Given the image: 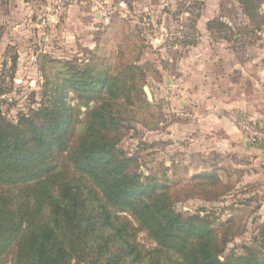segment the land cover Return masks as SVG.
Wrapping results in <instances>:
<instances>
[{
  "label": "rangeland",
  "instance_id": "1",
  "mask_svg": "<svg viewBox=\"0 0 264 264\" xmlns=\"http://www.w3.org/2000/svg\"><path fill=\"white\" fill-rule=\"evenodd\" d=\"M50 1L27 0L19 10L15 0H0L1 112L14 117L37 107L43 93L49 94L50 88L66 77L64 62L90 63L97 70H103L106 63L108 68L114 66L120 61L127 36L133 35L140 44L138 65L145 76L138 82L141 96L131 93L133 104L128 107L121 96L116 98L131 110L121 123L118 148L137 159L133 167L137 166L143 180L150 177L152 184L166 186V194L178 195L173 202L176 210L204 217L216 229L231 220L225 254H243L247 248L262 254L255 239L264 225V150L235 123L239 134L232 126L233 133L227 136L225 129L215 131L213 120L197 115L191 96L211 94L213 85H199L198 92L185 95L179 88L188 81L184 71L190 69L185 61L192 57L203 61L206 72L211 69L231 75L235 74L227 72L235 61L264 60V24L248 31V22L235 0H63V13L45 10L48 17L43 21L39 10L49 7ZM215 8L236 33L228 32L223 38L224 32L208 30L206 22ZM259 11L264 13V0H260ZM215 45L224 49H210ZM217 57L222 60L217 68L204 61ZM248 78L224 77L221 85L225 89L234 80L243 91L235 89L228 97L233 102L245 99L249 111L244 112L253 116L264 110V86L256 85L252 78L250 84ZM200 81L195 77L193 82ZM90 96L86 101L73 91L67 92V101L80 121L98 95ZM138 100H146L149 107L139 110ZM248 141L250 146H246ZM201 174H215L226 187L224 194L214 198V193L210 198L191 190L194 181L206 179L194 178ZM138 240L149 245L142 232Z\"/></svg>",
  "mask_w": 264,
  "mask_h": 264
},
{
  "label": "trees",
  "instance_id": "2",
  "mask_svg": "<svg viewBox=\"0 0 264 264\" xmlns=\"http://www.w3.org/2000/svg\"><path fill=\"white\" fill-rule=\"evenodd\" d=\"M236 1L248 31L264 24L260 0ZM206 24L223 38L237 32L220 18ZM127 38L114 66L98 71L90 63L64 62L66 77L37 107L14 117L0 110V264H264V225L255 239L262 254L256 248L225 254L231 220L216 229L204 217L176 210L178 195L143 180L133 167L137 159L118 148L131 111L125 104H133L131 93L141 96L138 82L145 76L140 44ZM68 90L86 101L98 95L83 121L67 101ZM137 102L139 110L149 105ZM197 177L206 179L191 190L224 194L215 174ZM141 232L149 245L138 240Z\"/></svg>",
  "mask_w": 264,
  "mask_h": 264
},
{
  "label": "crops",
  "instance_id": "3",
  "mask_svg": "<svg viewBox=\"0 0 264 264\" xmlns=\"http://www.w3.org/2000/svg\"><path fill=\"white\" fill-rule=\"evenodd\" d=\"M24 1L27 0H15V5L17 6V8L19 9H24ZM235 3L238 4V2L235 0ZM239 5V4H238ZM22 7V8H21ZM19 9V10H20ZM96 16V14H95ZM220 18V19H224V17H222L219 13L217 14V10L215 8L214 13L211 16H208V20H211L213 18ZM213 50H217V48H223L224 47H220V46H212L210 47V49ZM225 51L228 53L229 49L226 47ZM264 58V57H263ZM205 62H210L211 66H214V68H217L218 66H220L222 64V60L220 58H214V59H205ZM236 63H234L231 67V69L229 70V72L227 73H233L235 75H231V74H223L220 72V74H218L219 72H216V70H208L207 72L204 70V66L201 65V63H203V61L201 59H199L198 57H192L191 59H187L185 61V65L186 67L189 66L188 69L190 70H185L184 71V77L186 79H188L187 82L181 84L183 86H181L179 88V90H181L183 88V94L185 95V93H190L193 94L194 92H198L196 91L197 86L202 85L203 86L205 84H208V86H212L214 88H211V94H207V95H201L198 94L197 96H191L192 98V102H193V109L195 111H197V115H199L200 118L204 117L206 120H213V122H215V127H216V132L220 131V129H225L227 136L230 135V133L232 132V126L234 127V129L236 130V132L238 133V130L236 128V126L234 125V122L231 119V115H234L235 113H239L240 116H243V118L245 117V119L247 120H255L261 124H264V110H260L257 113L255 112L254 114L251 115H247L244 111H249L248 108V104L246 103L245 99L241 98L240 102H233L231 101L230 97H228L229 94L233 93V91H235V89H237V91L242 92L243 90L238 87L235 83L234 80H230L229 81V86H227L225 89L222 87L221 85V80L222 78H229L230 79L232 77H236V78H244V77H249L248 79L252 78L253 82H255V84L257 85L259 83V86L262 88L264 86V60L260 61V62H256V60H252L249 62H240L239 61H235ZM191 71V72H190ZM205 73H206V77H205ZM199 78L201 81L200 84H195L194 78ZM202 77V78H200ZM192 78V80H191ZM257 80V81H254ZM190 81V82H189ZM252 80L250 79L249 83L251 84ZM252 82V83H253ZM187 85V86H186ZM189 85H191V88H187ZM172 87H175V85L172 83L171 85ZM190 89H192V92H190ZM195 89V90H194ZM194 90V91H193ZM257 90V89H256ZM224 94H225V100H223L224 98ZM202 97V98H201ZM199 105H202L201 108H198ZM264 106V105H262ZM192 108V107H191ZM253 113L252 110L250 112V114ZM258 117H257V116ZM259 117H262L263 121L259 119ZM221 127V128H220ZM239 134V133H238ZM241 137V136H240ZM246 143V142H245ZM246 146H248L246 144Z\"/></svg>",
  "mask_w": 264,
  "mask_h": 264
},
{
  "label": "built area",
  "instance_id": "4",
  "mask_svg": "<svg viewBox=\"0 0 264 264\" xmlns=\"http://www.w3.org/2000/svg\"><path fill=\"white\" fill-rule=\"evenodd\" d=\"M63 0H51L49 7H42L39 10L40 17L43 21L47 19L48 16L44 13L45 10L53 11L55 14H62L64 11ZM232 121L238 126L239 130L243 135L248 137L252 142H264V127L256 126V123L250 120H245L238 117L236 114L231 115Z\"/></svg>",
  "mask_w": 264,
  "mask_h": 264
},
{
  "label": "water",
  "instance_id": "5",
  "mask_svg": "<svg viewBox=\"0 0 264 264\" xmlns=\"http://www.w3.org/2000/svg\"><path fill=\"white\" fill-rule=\"evenodd\" d=\"M143 89H144V92H145V94L147 95V97L151 100V94H150V92H149L148 87H147V86H144ZM247 145L250 146V145H251V142L248 141V142H247ZM257 147L260 148V149H264V142H260V143H258V144H257Z\"/></svg>",
  "mask_w": 264,
  "mask_h": 264
}]
</instances>
